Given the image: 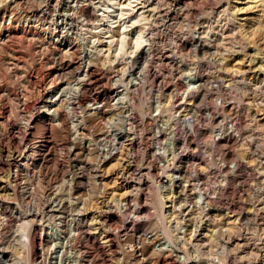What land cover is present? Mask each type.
Listing matches in <instances>:
<instances>
[{
    "label": "rangeland",
    "instance_id": "374dc122",
    "mask_svg": "<svg viewBox=\"0 0 264 264\" xmlns=\"http://www.w3.org/2000/svg\"><path fill=\"white\" fill-rule=\"evenodd\" d=\"M107 1L0 0V264H264V0Z\"/></svg>",
    "mask_w": 264,
    "mask_h": 264
},
{
    "label": "bare ground",
    "instance_id": "6f19581e",
    "mask_svg": "<svg viewBox=\"0 0 264 264\" xmlns=\"http://www.w3.org/2000/svg\"><path fill=\"white\" fill-rule=\"evenodd\" d=\"M111 1H113V0H108V1H107V2H108L107 4H109ZM174 1H175V0H174ZM190 1H191V0H190ZM242 1H243V0H241V1H240V0H235L233 3H234V4H241ZM129 2H130V1H129ZM186 2H187V1H186ZM247 2H248V1H245V2H243V4H247ZM159 4H160V3H159ZM248 4H249V3H248ZM129 5H130V3H129ZM127 6H128V4H127ZM152 6H153V5H152ZM180 6H181V5H180ZM121 7H123V6H121ZM125 7H126V5H125ZM233 7H234V6H233ZM236 7H237V6H236ZM126 8H127V7H126ZM241 11H243V10H241ZM108 16H109V13H107V15H105V17H108ZM140 16H141V15H139V17H140ZM136 19H137V18H136ZM137 20H138V19H137ZM139 20H140V18H139ZM134 21H135V20H134ZM139 29H140V28H139ZM141 34H142V33H141ZM138 35H139V34H138ZM135 36H136V35H135ZM140 37H141V36H140ZM139 39H140V38L136 36L135 41H134L135 48H137V47L140 45V43H139V42H140ZM120 40H121V39H120ZM123 40H124V39H123ZM121 42H122V41H121ZM121 44H122V45H121V47H122V46H123V43H121ZM121 47H120V48H121ZM44 107H45V105H44ZM46 128H47V126H46ZM48 128H49V127H48ZM40 129H41V128H40ZM50 129H51V128H49V131H50ZM38 130H39V129H38ZM41 130H42V129H41ZM42 131H43V130H42ZM50 133H51V131H50ZM33 137H34V136H33ZM48 139H49V138H48ZM35 145H36V144H35ZM35 148H36V147H35ZM37 148H39V147H37ZM40 148H41V147H40ZM36 151H37V150H36ZM35 153H36V152H35ZM37 154H38V153H37ZM39 155H40V154H39ZM36 159H37V158H36Z\"/></svg>",
    "mask_w": 264,
    "mask_h": 264
},
{
    "label": "built area",
    "instance_id": "2783aa9c",
    "mask_svg": "<svg viewBox=\"0 0 264 264\" xmlns=\"http://www.w3.org/2000/svg\"><path fill=\"white\" fill-rule=\"evenodd\" d=\"M38 156H36L35 158H37Z\"/></svg>",
    "mask_w": 264,
    "mask_h": 264
}]
</instances>
